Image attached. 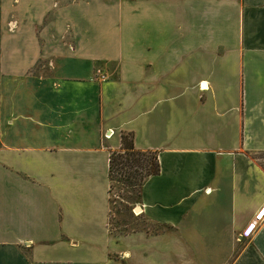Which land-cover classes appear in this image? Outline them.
<instances>
[{
	"label": "crops",
	"instance_id": "0c3cea01",
	"mask_svg": "<svg viewBox=\"0 0 264 264\" xmlns=\"http://www.w3.org/2000/svg\"><path fill=\"white\" fill-rule=\"evenodd\" d=\"M121 135L156 232L109 227ZM261 154L264 0H0V264H264Z\"/></svg>",
	"mask_w": 264,
	"mask_h": 264
},
{
	"label": "trees",
	"instance_id": "16d2710c",
	"mask_svg": "<svg viewBox=\"0 0 264 264\" xmlns=\"http://www.w3.org/2000/svg\"><path fill=\"white\" fill-rule=\"evenodd\" d=\"M115 169H117L115 174L121 177V184L136 192V200L142 183L148 177L155 176L158 173L156 153L134 150L131 137L129 135H121L119 150L109 154V182L116 171Z\"/></svg>",
	"mask_w": 264,
	"mask_h": 264
},
{
	"label": "rangeland",
	"instance_id": "374dc122",
	"mask_svg": "<svg viewBox=\"0 0 264 264\" xmlns=\"http://www.w3.org/2000/svg\"><path fill=\"white\" fill-rule=\"evenodd\" d=\"M253 158L264 170V154L253 155ZM115 170L109 186L111 197L109 227L111 232L122 235L136 230L158 231L159 227L148 225L139 215L132 214V204L135 201L136 192L121 184V177L115 174L117 169ZM134 212L137 214L136 210Z\"/></svg>",
	"mask_w": 264,
	"mask_h": 264
},
{
	"label": "built area",
	"instance_id": "2783aa9c",
	"mask_svg": "<svg viewBox=\"0 0 264 264\" xmlns=\"http://www.w3.org/2000/svg\"><path fill=\"white\" fill-rule=\"evenodd\" d=\"M200 89H202V88L200 87ZM135 210H137V208L133 207L132 208V214L134 216H137L134 214ZM263 214H264V203H263V206L259 209L258 213L256 215H254V217L249 221V223L246 225V227L242 230V232L240 233V237H242V238L249 237L253 233L258 222H260V218L262 217Z\"/></svg>",
	"mask_w": 264,
	"mask_h": 264
},
{
	"label": "bare ground",
	"instance_id": "6f19581e",
	"mask_svg": "<svg viewBox=\"0 0 264 264\" xmlns=\"http://www.w3.org/2000/svg\"><path fill=\"white\" fill-rule=\"evenodd\" d=\"M137 214L134 212L135 215H139L140 214V211L137 209L136 210Z\"/></svg>",
	"mask_w": 264,
	"mask_h": 264
}]
</instances>
